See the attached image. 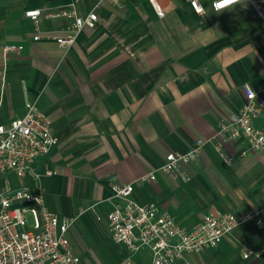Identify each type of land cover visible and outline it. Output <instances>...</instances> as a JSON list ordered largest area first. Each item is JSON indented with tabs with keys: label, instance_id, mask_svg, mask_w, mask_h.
<instances>
[{
	"label": "crops",
	"instance_id": "obj_1",
	"mask_svg": "<svg viewBox=\"0 0 264 264\" xmlns=\"http://www.w3.org/2000/svg\"><path fill=\"white\" fill-rule=\"evenodd\" d=\"M189 1L0 0V121L22 117L27 102L48 116L59 140L36 160V183L49 210L71 221L67 236L81 264L150 263L148 248L129 253L109 235L115 183L134 182L135 200L186 229L208 212L264 208V150L242 139L215 146L221 123L244 102L242 83L264 89L261 20L244 0L222 12L211 8L214 0H198L202 13ZM72 4L97 20L65 47L47 35L70 29ZM30 10L39 11L37 21L25 15ZM7 44L22 48L6 52ZM255 124L264 127V111ZM198 146L175 173L159 170L168 152ZM150 172L155 180L136 181ZM9 179L35 186L30 175ZM245 249L259 256L244 259ZM191 260L264 264V219L240 224Z\"/></svg>",
	"mask_w": 264,
	"mask_h": 264
},
{
	"label": "built area",
	"instance_id": "obj_2",
	"mask_svg": "<svg viewBox=\"0 0 264 264\" xmlns=\"http://www.w3.org/2000/svg\"><path fill=\"white\" fill-rule=\"evenodd\" d=\"M115 1V0H114ZM242 1V0H239ZM259 16L263 33L260 44L264 50V0H244ZM212 1L211 8L215 10ZM190 6L197 13L204 11L198 0H190ZM231 6V5H230ZM73 23L69 30L59 35H47L61 46L70 47L78 33L86 26L93 27L96 13L84 12L72 4ZM229 7V6H227ZM226 7V8H227ZM158 16L163 12L154 7ZM37 21L38 10L25 12ZM40 35L33 36L38 40ZM4 51H17L22 45H4ZM244 102L221 123L216 148L233 139H242L255 152L264 150V127L255 124V118L264 111V89L256 91L242 83ZM3 101L0 98V113ZM26 112L20 118L9 122L0 121V264H81L73 251L67 236L71 221L60 218L49 210L43 200L41 186L36 181L39 175L34 164L58 143V136L51 129L48 116L26 103ZM200 146L188 152H168L159 170L172 174L179 165L191 161ZM231 155H224L230 162ZM23 178L30 175L35 183L14 187L9 175ZM153 172L137 178L138 182L155 180ZM134 182L115 183L110 187L113 198L119 200L107 214L108 232L112 240L126 247L129 253L146 247L150 250L149 264H193L191 256H200L206 249L217 246L222 238L243 223L262 226L264 208L258 211L205 213L192 227H181L171 215L160 212L153 203L139 202L132 197ZM27 216L31 218L28 224ZM260 251L245 249L244 259L258 257ZM121 264H133L129 258Z\"/></svg>",
	"mask_w": 264,
	"mask_h": 264
},
{
	"label": "clouds",
	"instance_id": "obj_3",
	"mask_svg": "<svg viewBox=\"0 0 264 264\" xmlns=\"http://www.w3.org/2000/svg\"><path fill=\"white\" fill-rule=\"evenodd\" d=\"M238 2L239 0H217V2L213 4V7L217 12H222V10L225 9L227 6L236 4Z\"/></svg>",
	"mask_w": 264,
	"mask_h": 264
},
{
	"label": "rangeland",
	"instance_id": "obj_4",
	"mask_svg": "<svg viewBox=\"0 0 264 264\" xmlns=\"http://www.w3.org/2000/svg\"><path fill=\"white\" fill-rule=\"evenodd\" d=\"M27 219H28V224L30 225L31 224V218L29 216H27ZM104 243L106 244V246L109 248V249H115L116 247V244L113 243L109 238H106L104 240Z\"/></svg>",
	"mask_w": 264,
	"mask_h": 264
}]
</instances>
